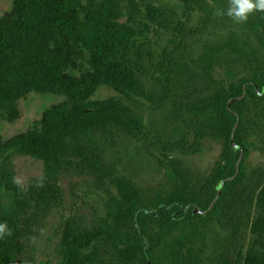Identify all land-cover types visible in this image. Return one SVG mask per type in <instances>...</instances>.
<instances>
[{
	"label": "trees",
	"instance_id": "1",
	"mask_svg": "<svg viewBox=\"0 0 264 264\" xmlns=\"http://www.w3.org/2000/svg\"><path fill=\"white\" fill-rule=\"evenodd\" d=\"M230 3L14 0L0 14V120H19L32 93L65 98L0 143V223L11 232L0 264H50L35 243L69 174L92 181L104 213L61 225L58 264H264V11L238 21ZM101 89L114 95L97 99ZM146 106L165 113L173 138L149 128ZM124 139L166 183L141 189L108 159ZM208 141L222 151L201 178L177 155ZM15 156L42 163V178L16 184Z\"/></svg>",
	"mask_w": 264,
	"mask_h": 264
},
{
	"label": "rangeland",
	"instance_id": "2",
	"mask_svg": "<svg viewBox=\"0 0 264 264\" xmlns=\"http://www.w3.org/2000/svg\"><path fill=\"white\" fill-rule=\"evenodd\" d=\"M13 1L0 0L1 15L12 9ZM157 2L173 8H177L180 4V0H157ZM112 95H114L112 91L101 89L96 98L106 99ZM64 101L65 98L61 96L30 94L18 103L21 113L19 120L15 122L0 120V143L26 131L40 120L45 109ZM164 114L163 111L152 112L148 106L143 110V117L149 128L167 140L175 136L176 129ZM221 151V144L208 141L202 146L199 154L177 156L192 173L204 178L212 170ZM108 159L116 162L121 172L141 189L154 188L167 181L164 173L159 169L157 160L141 144L130 139L122 140L117 150L109 151ZM259 160V154H253L249 159L248 166H257ZM8 166L14 176V182L21 187L35 184L44 173L42 163L21 156L13 157ZM61 185L64 190L63 201L52 210L35 243L38 255L41 257L39 259L48 261L50 264H58L57 247L61 225L66 220L73 216H85L90 219L104 213V196L100 191L95 190L91 180L69 174L63 177Z\"/></svg>",
	"mask_w": 264,
	"mask_h": 264
},
{
	"label": "clouds",
	"instance_id": "3",
	"mask_svg": "<svg viewBox=\"0 0 264 264\" xmlns=\"http://www.w3.org/2000/svg\"><path fill=\"white\" fill-rule=\"evenodd\" d=\"M253 9L264 11V0H231L226 14L235 20L243 21ZM5 234L10 235L11 232L7 230L6 224L0 223V236Z\"/></svg>",
	"mask_w": 264,
	"mask_h": 264
},
{
	"label": "water",
	"instance_id": "4",
	"mask_svg": "<svg viewBox=\"0 0 264 264\" xmlns=\"http://www.w3.org/2000/svg\"><path fill=\"white\" fill-rule=\"evenodd\" d=\"M232 145L234 146V148H235L236 150H238V149L240 148L238 145H236V144H235V142H234V141H232ZM195 212H198V213H200V212H201V210H200V209H197Z\"/></svg>",
	"mask_w": 264,
	"mask_h": 264
}]
</instances>
